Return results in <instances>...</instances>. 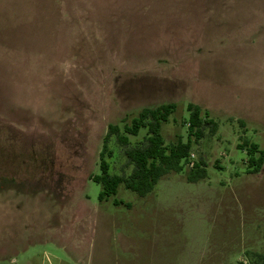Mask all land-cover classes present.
Returning <instances> with one entry per match:
<instances>
[{
  "label": "rangeland",
  "instance_id": "obj_1",
  "mask_svg": "<svg viewBox=\"0 0 264 264\" xmlns=\"http://www.w3.org/2000/svg\"><path fill=\"white\" fill-rule=\"evenodd\" d=\"M170 103L166 144L187 141L189 104L216 125L190 152L206 178L188 182L185 165L143 198L121 185L100 202L91 177L107 127L135 146L146 129L124 126ZM243 142L264 148V0H0V179L29 181L24 191L46 201L29 214L56 229L34 231L14 264H253L264 254V163L250 173ZM109 150L110 173L130 174L113 137Z\"/></svg>",
  "mask_w": 264,
  "mask_h": 264
},
{
  "label": "trees",
  "instance_id": "obj_2",
  "mask_svg": "<svg viewBox=\"0 0 264 264\" xmlns=\"http://www.w3.org/2000/svg\"><path fill=\"white\" fill-rule=\"evenodd\" d=\"M175 109L176 105L172 103L154 109H142L129 125L124 126V133L131 136H138L142 129H146L142 142L135 146L130 145L127 136L121 133L118 126L109 125L107 127L99 154L100 174L91 177L94 183L101 186L98 196L100 202L115 196L121 185L139 197H145L154 191L161 178L182 171L189 162L193 141H200L204 137L206 126L210 127L211 132L216 131L215 123L206 116L202 117L201 108L189 104L187 106L189 112L187 141L179 140L176 144H166L161 134V127L168 121ZM204 113L207 115V112ZM112 137L123 148L127 164L132 166L131 173L128 175L110 173L111 167L106 158H112V151L109 150ZM238 148L246 151L250 173H259L264 163V148L260 149L258 145H249L245 142L239 144ZM206 176L205 165L200 161L190 169L187 181L196 183L205 179ZM113 203L115 206L124 205L117 199ZM253 264H264V254L256 256Z\"/></svg>",
  "mask_w": 264,
  "mask_h": 264
},
{
  "label": "crops",
  "instance_id": "obj_3",
  "mask_svg": "<svg viewBox=\"0 0 264 264\" xmlns=\"http://www.w3.org/2000/svg\"><path fill=\"white\" fill-rule=\"evenodd\" d=\"M10 157L13 158V156ZM20 163L24 164V162ZM20 163L16 164L9 162L10 165L6 167L10 169L18 168L20 166ZM28 182L29 181L27 180H17L15 179V177H5L0 179V264L5 259L9 260L11 264H14V256L18 254L20 246H25V243L28 242L31 235L35 233L34 231L37 230L38 232H40V234L43 233L46 235L52 234L51 229L56 232L55 228H51L50 220H48L47 217L42 225L36 226L35 221L29 214L31 208L29 207L30 203H43V201L45 200L37 198L35 195L24 191L25 189L23 188V186L27 185ZM3 185H6L7 188H10L12 192L8 194H3ZM46 200L48 201V203L51 204L52 201H55V198L50 196ZM64 223L66 225L67 221ZM62 224L63 222H61L59 217L58 225L62 226ZM65 225L63 224V226ZM69 225L74 226L75 236L73 237L74 242H70V246L68 247L71 248L73 253H78V251L81 250L80 247L82 245L80 242L82 224H78V221L74 220L73 224L71 223ZM96 225H98L97 220H95V222L92 221V223L90 224L89 231L91 234L97 231ZM37 231L36 233H38ZM57 233L62 234L63 230L59 229ZM20 242L21 244H19ZM68 247L67 245H63L60 250L67 251ZM88 247L89 249H91L92 245H88Z\"/></svg>",
  "mask_w": 264,
  "mask_h": 264
},
{
  "label": "built area",
  "instance_id": "obj_4",
  "mask_svg": "<svg viewBox=\"0 0 264 264\" xmlns=\"http://www.w3.org/2000/svg\"><path fill=\"white\" fill-rule=\"evenodd\" d=\"M193 157H194V155L191 154V155H190V158H189V162L187 163V166L190 167V168H193V166H194V160H193ZM243 263L246 264V261H243Z\"/></svg>",
  "mask_w": 264,
  "mask_h": 264
}]
</instances>
